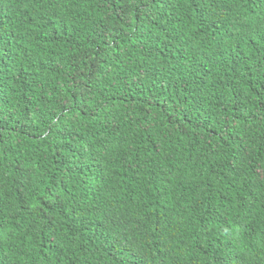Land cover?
Returning a JSON list of instances; mask_svg holds the SVG:
<instances>
[{
	"label": "trees",
	"instance_id": "trees-1",
	"mask_svg": "<svg viewBox=\"0 0 264 264\" xmlns=\"http://www.w3.org/2000/svg\"><path fill=\"white\" fill-rule=\"evenodd\" d=\"M0 264H264V0H0Z\"/></svg>",
	"mask_w": 264,
	"mask_h": 264
}]
</instances>
